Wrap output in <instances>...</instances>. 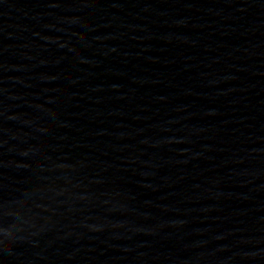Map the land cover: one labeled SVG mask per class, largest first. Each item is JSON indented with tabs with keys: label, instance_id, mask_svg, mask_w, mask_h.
I'll list each match as a JSON object with an SVG mask.
<instances>
[{
	"label": "water",
	"instance_id": "obj_1",
	"mask_svg": "<svg viewBox=\"0 0 264 264\" xmlns=\"http://www.w3.org/2000/svg\"><path fill=\"white\" fill-rule=\"evenodd\" d=\"M0 264H264V0H0Z\"/></svg>",
	"mask_w": 264,
	"mask_h": 264
}]
</instances>
